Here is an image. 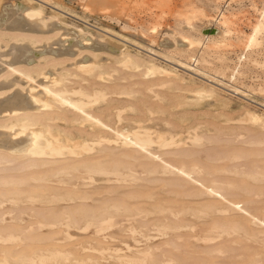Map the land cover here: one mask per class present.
<instances>
[{
    "label": "rangeland",
    "instance_id": "obj_1",
    "mask_svg": "<svg viewBox=\"0 0 264 264\" xmlns=\"http://www.w3.org/2000/svg\"><path fill=\"white\" fill-rule=\"evenodd\" d=\"M23 1L24 0H0V4L5 6L9 4L11 5V3H23ZM32 2V4L42 8L43 10V18L39 16L32 18V21L34 20V24L37 28L33 30H14L7 28L6 25H0V38L2 37V39H0V53H4L0 54V64L7 69L8 65L5 62L10 61L12 58L11 54L8 52L12 44H28L30 47L29 49L32 52L30 55L31 61H29V63H22V68L27 65L25 67V71L27 73L28 70L29 75L30 73L33 74L32 77L34 79H30L20 73L22 70L21 66L19 68V72L15 70L12 71V69L11 71H9L10 69L6 70V72L3 71L0 74V84H12L9 87H0V98H4L16 91H20L22 93L33 91V93H36L37 96L39 95V97L46 100L49 96H47L46 91H44V87H42V84H46L45 81H49L47 84L54 89L56 88L59 90L60 87L64 88L65 90L61 91V88L59 91L64 92L67 96L69 94L70 96L73 95L71 97L75 99L77 97L86 99V96L83 94L85 90V93L93 95L95 94V90L98 91L101 88V90L107 88L108 91H106L109 93L107 94L108 96L106 95L104 98L99 99L96 102L97 104H93L95 101L92 102V105H89L90 107L87 109L91 110L92 113L98 116L102 115L101 117L105 118V120L110 123L112 122L111 124L115 121L114 124L121 127L123 125H125L123 127H129V125H131L130 127L136 125L138 126L137 123H134L136 119L145 120L144 123H146L148 120L147 117H150L151 119H149L148 122L151 123L147 122V124L151 125L155 123L158 125H151V127H153L152 129L155 128V130H159L161 127L160 129L165 131V129L167 130L169 127L171 130L181 131V137L183 134L182 139L186 141L188 138L186 141V143H188L181 145L182 147H176L175 151L178 150L177 152L179 153H173L174 155L171 153L170 155L174 157H170L169 154H163L164 157H170L174 160L180 159V161L182 160L188 163H192L194 160L198 161L205 166L206 171H211L212 174L217 176L215 178L218 179L220 177L222 180L224 178V181H227L225 180L227 178L230 181H234L232 183L235 185L230 184V187L227 188H230L231 191H233L232 188H236V191L238 189L237 197L240 199H244L246 201L251 199L249 202L250 205H253V209H259L261 207V210L264 207V196L259 198L257 195H254V193L258 192L259 189L264 188V182L255 181L248 175V171L250 172V170L252 171L257 169V166L262 165L260 168L264 171V154L261 156L262 151L264 152V145L258 143L259 140L264 138V25L260 26L255 42L250 45L249 41V37L254 32L255 27L259 25L261 20H263L264 0H33ZM215 28H220L221 33L216 34L213 32V29ZM207 34L213 36L207 38L205 36ZM17 38L20 40H17ZM101 44L103 46H101ZM105 45H108L109 48ZM249 46L250 48L248 49ZM125 55L127 56L125 57ZM165 55L189 60L191 63H194L203 69L206 68L211 75L214 74L224 82L232 81L240 88L241 91L234 90L233 88L230 89V87L226 84L221 85L216 80L212 81V78H205V76L203 77L201 74L199 75L193 73L192 70L179 65L177 61L169 59ZM194 55L199 57V61L195 62L191 59V56ZM129 57L139 60V66L129 62L126 63L125 59H128ZM83 63H93L95 71L92 70L94 72H91L90 70V72H87L85 70H79L78 65ZM153 63L167 68L171 71V73L168 74L159 70L150 72L151 70H148L149 65L151 66ZM106 68L109 69V71L111 68L113 71L111 73L113 75ZM237 69L238 73L236 74V77L233 78V71ZM43 71L52 79L45 78ZM103 71H105V73ZM41 72L42 74H40ZM108 73L111 74V77ZM78 84H81V87ZM93 86H97L98 89H93ZM103 86L105 87L103 88ZM146 87L149 90L145 89ZM66 88L71 91H67L68 89L66 90ZM75 88L77 90L73 91ZM129 88L134 91L131 92V95L130 93H124V91H129ZM201 88L204 90L197 92V89ZM91 90L93 92H91ZM114 90L116 92L123 90V92L120 93H123L125 96H119L118 93H114ZM110 92L112 93L110 94ZM158 93L159 95L161 93V95H163L166 99H162V96L161 100H159L160 98L158 97L159 95H157ZM110 99L115 100L118 103L116 104V102L113 101L115 103L114 104ZM106 100H108V102ZM123 100L126 102L124 104H128L127 106H129V108L123 105ZM109 102L112 104H109ZM146 103L148 105H146ZM58 104L57 107L60 106H58ZM118 105L121 106V108L125 106V108H122V114L125 113L123 116L125 120H121L123 123L118 122L117 117L114 115V112L120 108ZM99 107H102L103 110L99 109L102 112L98 110V112L96 111ZM110 107L116 108L112 109ZM39 108L37 107L32 109V112L30 113L33 114L36 112L41 116V113L44 114V111L47 109V111L52 110L53 113L52 111H49L50 113H46L41 117H48L50 114H53L52 116L50 115V117L54 123L52 121H50V123L53 124L57 130L64 131L65 129V131H72L71 133L75 130L74 133L76 134L82 130L81 133L83 135L93 131L89 121H81V111L78 112L79 110L75 109V112L74 108L71 106L68 107L67 105H61V108L59 109H55L53 107ZM64 108L67 110H64ZM107 108H110V110L108 111ZM150 109L153 110L154 113L151 114L149 111ZM161 109L163 110L161 111ZM54 111L55 114L60 111L59 116H63H60L61 118L58 119L57 117L59 116L54 115ZM64 111H66V113ZM76 113L77 115L79 113L80 114L77 116ZM108 114L111 117L113 115L114 118H106L109 117ZM148 114H150V116ZM154 114L156 118L154 117ZM253 115L259 118H252ZM9 117L6 119L0 118V125L3 123H10V120L13 122L17 118L11 116L10 118L12 119H10ZM61 120L64 121L62 122ZM83 124L84 126L81 127ZM197 124L199 128L197 127ZM162 127L164 129H162ZM193 127L195 131H193ZM191 129L193 130L191 131ZM1 130L4 131L5 129L0 126V131ZM76 130L78 132H76ZM187 131L191 133V136L192 133L195 134L198 131L199 133L201 132L203 136L205 135V143L201 145L196 144L199 145L198 147L195 144L192 145L189 143L191 142L189 140L190 133ZM229 136L234 137L231 139ZM214 137H218V140ZM222 139L225 140L223 141ZM241 149L242 151H244L243 149L246 151L243 153L241 152ZM186 150H192L191 152L193 156L186 154L191 153L186 152ZM0 151L6 150H3L0 147ZM235 151L237 152L235 153ZM1 154L3 155L0 156V160L7 156L6 158L9 159V161L4 162L6 164L2 163V165H0V182L2 180L4 181V179H22L24 180L23 184H25V187H23V184H21V187L26 189V192L27 190L29 191L30 189H35L34 186H31L33 184H30V180L32 181V179L29 178L32 175H42L43 177L44 174H48L50 176L51 173L55 174V171L57 172L62 166H68V164L63 165L64 159L59 157H56L57 159L52 158L49 160L48 158L51 157L45 156L46 160H31L30 157L27 156L28 158H26L23 156V158L21 157L22 160L20 157L18 160L17 156L20 155L17 153L8 154L6 151L0 152V155ZM233 154L242 155L243 158L239 155L238 157L240 158H236ZM257 154L259 156H257ZM10 156H12V158ZM189 157L191 158L189 159ZM218 157L222 158V160H219ZM232 157L234 159H232ZM106 158L110 159V155ZM13 159H17V162ZM118 159L119 156H115L113 159H110L111 164L114 165L115 162L117 163ZM26 161H36L38 168H36L37 166L35 165L37 164H35L31 169V166L26 169L25 167L27 165H31L30 162L25 166ZM123 161L125 164L131 162L129 159H123ZM133 162L136 163L135 161H132V163ZM231 162H237V164ZM17 163H22L24 166L22 164L18 166ZM241 163H243V165L245 163V166H240L239 164ZM4 165L5 167H3ZM207 165L208 168L206 167ZM15 166H17V168H15ZM22 167L25 169L20 171ZM225 167L230 170L233 168V170H224L218 173L220 169ZM216 169H218V172ZM237 170L239 172H235ZM63 172L64 171L60 172V175L61 178L65 176L63 179L67 181H65V183L59 180L60 175H58V179L55 178L57 177L56 175L55 177L53 176L54 178L52 177V179L50 176V179L48 178L49 180L44 179L45 181H33L32 183H35L34 185L36 186L38 185L39 190L42 191H54L56 189L60 192L74 190L86 191L89 193L91 198L84 200L77 199L53 202L22 201L15 205L14 203L8 202L3 206H0V211L2 210V213L3 211H8L10 208L21 209H16L13 211L14 213L11 212L12 214L10 212H4L3 214L0 213V216L3 217V220L2 217H0V228H15L16 231L22 235L24 234L23 236L27 239L26 241L30 243L33 242L37 245V248L39 247L40 249L54 248L55 246H58L57 248L60 247L61 249L66 247L63 250L70 253L68 260L55 262L54 264H80L81 262L77 260L80 258L86 259V262L90 264H119L120 260L124 261L125 256L136 255L138 250L143 249L148 242L151 244L155 243L156 245L158 243L159 245L160 243H164L163 241L165 240L168 241L167 238H170L172 241L176 239L174 242H180L179 244L182 243L180 246L183 247L184 251L174 249L173 252L178 253L180 260L183 262L188 263L189 261L188 264H209L215 260L220 262L218 264H233L234 262V264H248V260L250 258L249 252H251L250 250L248 251V249H253V246H256L255 243L249 240L246 242V240L239 236L238 239L243 241L236 246L237 250L233 249V252L230 253L229 251V254L226 253L215 258L212 257V254H208L203 251L209 247L212 248V243L196 241L193 237L194 231H190V229L177 231L178 233L175 231L174 233L170 232V234L163 236L158 235L156 238L147 242L143 234L139 233V235L135 233H128L131 232L129 230L130 226H132V224H138V220H132L134 217H131V215L129 216V214L126 213H120L123 215L120 216L119 214V216L115 218V224L113 226L100 232L95 231L93 226L84 232V229L76 226H68V229L65 222L67 223V221H70L71 217H73V220L80 223L78 226H83V219H81V215L78 212H81L83 218L84 212H101L106 205L109 203L112 204L113 202H122L130 205H143L146 208H151L153 204L158 205L166 203V201H162L166 199L169 201V205H195L197 202L191 200H196L198 196H191L192 194L189 190H198L199 186H193L198 184L192 182L186 183L188 180L185 177H174L171 179V175L160 178L155 174H151L150 176L148 175L149 177L147 175H142L138 184L136 182L125 184L114 179L107 180V176L104 175H96V181L94 180L95 182H93L89 179L83 180V177L78 179L81 174H77L76 172H69L70 174L72 173L71 175L69 173L63 175ZM48 175L45 176V178L48 177ZM69 178L71 182L69 181ZM147 178H150V180H146ZM206 179H209V177ZM246 179L247 181H245ZM72 181L75 183L73 184L74 186L72 184H67L68 182L72 183ZM25 182H29L27 184L30 186H26ZM83 182L86 183V186ZM259 184L262 187H260ZM250 185L251 187L255 186L253 187V194L250 191L253 189H250ZM9 186L11 187L12 184L3 183L0 184V189H8ZM237 186L241 188V190L237 188ZM244 186L246 188L245 192L243 191L245 189ZM194 187H197V189ZM256 187H259L258 190ZM186 189H188L187 193L184 192ZM139 193L143 196H139ZM145 193L149 194L150 197L146 198L147 196ZM250 195L255 198H249ZM175 200H179V202ZM82 209L85 211L83 212ZM17 210L20 211L18 212ZM65 211L70 213L69 215L71 216L68 217L69 215L67 214V218L65 217V219L62 220L64 223L60 221L61 225L59 222L54 226H44L40 228L37 219L44 218L51 220L57 216L62 218L63 215L66 216V214H63ZM6 213L8 214L6 215ZM243 213L245 212L238 211L236 218L242 221L243 224L251 227L248 225L249 223H247L248 215ZM160 214H154L153 216L151 215V217L162 218L163 216ZM219 214L221 213H213V215L198 219V224L201 222L198 228H205L207 223L212 222L213 219L222 220L219 219V217H222L221 215L223 214ZM39 215H41L42 218ZM127 215L131 218L129 219ZM136 217L139 219V216ZM182 217L184 220H195L193 217ZM68 218L70 220H68ZM79 219L82 221L79 222ZM125 228L127 230H125ZM80 230H82V232ZM67 234H69V236ZM179 234L183 237L177 236ZM50 235L51 237L55 236L53 237V240L47 239L51 238L49 237ZM71 236L75 237L72 238ZM36 238L38 239L36 240ZM40 238L41 240H39ZM141 239H144V241ZM195 243L197 244V247L193 245ZM248 243L252 248H249ZM164 244L163 248H171L170 245ZM218 244H226V241L220 242L219 240ZM241 244H243L241 248L238 247ZM103 249L106 251H103ZM191 250H195L196 253L194 254V251L192 252ZM238 251H245V254H247L248 251L249 256L245 254H243V256H236V252ZM157 253H161V250L158 249ZM76 254H79V256ZM122 256L123 258L120 259ZM103 259L105 261H103ZM97 260H99V263ZM101 260L102 262H100ZM129 264L135 263L131 262Z\"/></svg>",
    "mask_w": 264,
    "mask_h": 264
},
{
    "label": "bare ground",
    "instance_id": "obj_2",
    "mask_svg": "<svg viewBox=\"0 0 264 264\" xmlns=\"http://www.w3.org/2000/svg\"><path fill=\"white\" fill-rule=\"evenodd\" d=\"M32 1L31 0H24L23 3H20V2L16 3V4L11 3V5L9 4V5H5V6H2V4H0V10H1L0 11V25H6L7 28L14 29V30H26V29L33 30V29L37 28L34 24V20L32 21V18H35L37 16L42 17L43 16V10H42V8L32 4L33 3ZM55 25L57 26L56 23H55ZM261 25H264V15H263V20H261L259 22V25H257L255 27L254 32L249 37L250 45L255 42ZM213 32H215L216 34H220L221 30H220V28H215V29H213ZM205 36L207 38H209L213 35L207 34ZM0 39H2V37ZM17 40H20V39L17 38ZM98 46H100V45H98ZM101 46H103V45L101 44ZM105 46L109 48L108 45H105ZM29 48L30 47L28 44L27 45L12 44L9 48V51H8L9 54H11L12 58L10 61L5 62L8 65L7 69L4 66H2V64H0V74L3 71L6 72V70H9V69H10L9 71H11V69H12V71L15 70V71L19 72L20 71L19 68L21 66L22 70L20 71V73H22L23 75H25L26 77H28L30 79H34L32 77L33 74H31V73H30V75L28 74L29 73L28 70L26 73L25 67L27 65L22 68V65H23L22 63H29V61H31L30 55L32 52ZM249 48H250V46L248 47V49ZM0 54H4V53H0ZM127 55H125V57ZM169 55H165V56H167L169 59H174L175 61H177V63H179V65H181L183 67H187L188 69L192 70L193 73H196L199 75L201 74V75H203V77L205 76V78H212V81L216 80L221 85L222 84L228 85V87H230V89L233 88L234 90L241 91L240 88L237 85H235L232 81L224 82L222 79H219L214 74H213L214 76L211 75V73L208 70H206V68L203 69V68L199 67L198 65L191 63L189 60H183V59L175 58L174 56H169ZM191 59L194 60L195 62L199 61V57L197 55L191 56ZM125 61H126V63L129 62V63H133L134 65H138V66L140 64L139 60H137L136 58L134 59L132 57H129L128 59L126 58ZM100 66H102V65H100ZM78 67H79V70L81 69V70H85L87 72L88 71L90 72V70H91V72L95 71V69H94L95 66L93 65V63L92 64L91 63L90 64L89 63L88 64L83 63V64L78 65ZM92 70H94V71H92ZM107 70L109 71V69H107ZM148 70L149 71L151 70L150 72H152V71L154 72V71L159 70V71L164 72V73H168V74L171 73V71L168 70L167 68L158 66L155 63H153L151 66L149 65ZM103 72L105 73V71H103ZM109 72L110 73L113 72L111 70V68H110ZM237 73H238V69L234 70L232 77L235 78ZM40 74H42V72ZM111 74H109V76ZM43 75L47 79H52L51 77H49V75L44 73V71H43ZM72 75H73V73H72ZM77 75H79V74H77ZM105 75H107V74H105ZM75 76H76V74H75ZM147 76H149V75H147ZM91 79H93V78H91ZM47 82H49V81H47ZM47 82L45 81L46 84H42V87H44V89H45L44 91H46L47 96H49L48 98H46V100L44 98L39 97V95L37 96V94L33 93V91H29L28 93H22L20 91H16L15 93H12V94L4 97V98H0V118L6 119L9 116L10 117L11 116L17 117L16 120L13 122H12V120H10V123H3L0 125L1 127H3L5 129L4 131H2V130L0 131V147L3 150L5 149L8 152V154L17 153L18 155H20V156H17L18 158L16 157L18 160H19V157L21 159V157L23 158V156L26 158L30 157L31 160H36V159L46 160L45 156L51 157V158H48L49 160H51L52 158L57 159L56 157H59V158L64 159L63 165L68 164V166H66V165L62 166L61 169L59 168L57 172L55 171V174L49 173L51 177L48 174H46V175L44 174L43 177H42V175L41 176L40 175H32L30 178L28 176L29 179H32V181L30 180V182H31L30 184H33L31 186H34L35 189H30L29 191L27 190V192H26V189H23L21 187V184H23V182H24V180H22V179H15V178L13 179L12 178L10 180L9 179L8 180L4 179V181L2 180L0 182V184H3V183L12 184V186L11 187L9 186L8 189H0V206H3L5 203H8V202L14 203V205H15V204H18L19 202H22V201H25V202H35V201L53 202V201H64V200L68 201V200H77V199H81V200L83 199L84 200V199L91 198L89 193L86 191H80V190L75 191L74 190V191L60 192V191H57V189L54 191H42V190H39L38 185L36 186V185H34L35 183H32L33 181H43L44 179L49 180L50 178L52 179V177L53 176L55 177L56 175H57V177H55V178L58 179V175H60V172H62V171L65 172V173L63 172V175H65L66 173H69L71 171L76 172L77 174H81L79 176V178L77 176L78 179H81L80 177H83L84 178L83 180L89 179V180L95 182L96 181L95 180L96 175H102V176L104 175V176H107V178H106L107 180L114 179L118 182H123L125 184H131V183H135V182L138 184L142 178L141 177L142 175H147V176L149 175L150 176L151 174H155L159 178L163 177V176L166 177V176L171 175L170 176L171 179L174 177H176V178L177 177H185L188 180L186 183L192 182V183L198 184V185H193V186H199L198 190H195V191L189 190L192 194L191 196H193V195L198 196V198L196 200H191V201L197 202L195 205L194 204H192V205L191 204H185V205L181 204L180 206L169 205L168 204L169 201H167L166 199L162 200V201H166V203L158 204V205L153 204V206H151V208H146L143 205H136L135 202H134L135 205L124 204L122 202H116V203L111 202L112 204L109 203L108 205H106L103 208V210L101 212H98V213H94V212L86 213V212H84L85 210L82 209L84 212L83 218H82L81 212H78L81 215V219H83V226H78V224H80V223L73 220V217H71V220L68 218V220H70V221H67V223L65 222V224L67 225V227L68 226H74V227L76 226V227L82 228V229H84L83 232L93 226L95 228V231L100 232L102 230L108 229L111 226H113L115 224V218L117 216H119L120 213H123V214L126 213V214H129V216L131 215V217H134L132 220H136V221L138 220L137 221L138 224H132V226H130V229L128 228L131 231L128 233L129 234H131V233L143 234V236L146 238L147 242L156 238L158 235L163 236V235L170 234V232L174 233V231L177 232V231L184 230V229H190V231H192V230L194 231V234L193 233L192 234H193V237L195 238L196 241H198V242L204 241L205 243L206 242L212 243L211 244L212 248L209 247L207 249H204V250L202 249V250L205 251V253L212 254V257L216 258L220 255H224V254L228 253L229 251H230V253L233 252V249L237 250L236 246L239 245L240 243H242V241H243V240L238 239V237L240 236L244 240H246V242H248L247 240H249V241L256 244V246L252 245L253 249H248V251L249 250L251 251V252H249L250 258L248 260L249 261L248 264H264V207L261 210H260L261 207L259 209H253V207H252L253 205H250V202H249V201H251V199L246 201L244 199H240L237 197L238 196V189L236 191V188L231 187L233 189V191H231L230 188H229L230 189V191H229V189L227 187H230V184H233L232 182H234V181H230L227 178L225 179L227 181H224V178H223V180L220 177L218 179L215 178L217 176L212 174L211 171L210 172L206 171V168L202 163L195 161V160L192 163H188L186 161H182V160L180 161V159L174 160V159L170 158V157H174V156H170L171 153L172 154L173 153H179V152H177L178 150L175 151L176 147H179L181 145H185L188 143V142L186 143L188 138L186 141L184 139H182L183 134L181 137V131H179V130L174 131L173 129L171 130V128H169V127L167 128V130L165 129V131L161 130L160 129L161 127L159 128V130H157V129L155 130V128L152 129L153 127H151V125H157V124L154 123V124L148 125L147 122L149 119H151L150 117L149 118L147 117L148 120L145 118L147 120L146 123H144L145 120L136 119L134 123L138 124V126L136 125L137 127L136 126L130 127L131 125H129V127H123L125 125H123L121 127L117 124H114L115 121L113 122V124H114L113 125V124H111L112 122L110 123V122L106 121L105 118L101 117L102 115L98 116V115L92 113L91 110L87 109L92 105V102L95 101V103H93V104H97L96 102L99 99L104 98L107 94H109L107 92L108 91L107 88H105L104 90H101L102 88L101 89L99 88L100 90H98V91L95 90L96 92L94 91L95 94H93V95H91L89 93H85L86 92V90H85V92L83 94L86 96L87 100L85 98H78V97L75 99V98L71 97L73 95L70 96V94L68 92H67L69 94L68 96L64 92H61V91L65 90L64 88H62V87H60V89L58 88L59 90H61V88H62V90L59 91L56 88L54 89V88L50 87L47 84ZM1 84H0V87L1 86L2 87H9L12 83L11 84L10 83H1ZM51 84H52V82H51ZM78 85H80V87H81V84H78ZM127 85H128V83H127ZM104 87L105 86H103V88ZM137 87H139V86H137ZM94 88L98 89L97 86L96 87L93 86V89ZM134 88H136V87H134ZM67 89L68 88H66V90ZM145 89H148V88L146 87ZM75 90H77V89L75 88L73 91H75ZM92 90H91V92H93ZM131 90L132 89L129 88V91L128 90L124 91V93H130V95H131V92H134L133 90L132 91ZM202 90H204V89H202V88L197 89V92L202 91ZM67 91H71V90L68 89ZM112 92H110V94ZM120 92H123V90L122 91L120 90ZM120 92H116L114 90V93H118L119 96H125V95H123V93H120ZM134 94H136V93H134ZM157 95H159V93ZM162 96L163 95H161V93H160V95L158 96L160 99L159 98L158 99L161 100ZM163 97H162V99H166L165 97L164 98ZM114 99H115V97H114ZM123 99H126V98H123ZM115 100H111L112 103L117 101V100L116 101ZM175 100H176V98H175ZM106 101L108 102V100H106ZM162 101H164V100H162ZM112 103L109 102V104H112ZM117 103L118 102H116V104ZM119 103H122V102H119ZM124 103H126V102L124 101L123 105H125ZM57 104H58V106L59 105L60 106L57 107ZM61 105L62 106L67 105L68 107L71 106L74 108V110L75 109L79 110L78 112L81 111V118H82L81 121L82 120L89 121L91 124V127L93 128V131H91V133L86 132L87 134L83 135L81 133L82 130H80V129H79L80 130L79 132L81 134L77 130H76V132H78L77 134L74 133L75 130L73 131V133H71L72 131L69 132L68 130H67L68 131L67 132V131H65V129H64V131L57 130V128H55L53 126V124L50 123V121H52L54 123V121L51 120L52 119L50 117L51 114L48 117H44V116L41 117L42 115H44L46 113H50L49 111H52V110L47 111L48 110L47 109L46 111H44L45 112L44 114L41 113V116H40V114L38 115V113H36V112L33 114L30 113V112H32V109L37 108V107L38 108L39 107H49V108L53 107L55 109H57V108L59 109V108H61ZM127 105H125V106H127ZM146 105H148V104L146 103ZM125 106H123V107L125 108ZM119 107L120 108H118L117 111L114 112L115 113L114 115H115V117H117L118 122H121V120L124 119L123 116L125 113L122 114V112H123L122 108L123 107L122 108H121V106H119ZM132 107H134V106H132ZM65 108H67V107H65ZM65 108H64V110H67ZM110 108L113 109L116 107H110ZM110 108L109 109L107 108L108 111L110 110ZM127 108H129V106H127ZM99 109H102V107L97 108L96 111L97 110L100 111ZM107 109H106V111H107ZM135 109H134V111H135ZM76 110H75V112H76ZM162 110L163 109H161V111ZM149 111L151 114L154 113V111L151 109ZM64 112L66 113V111H64ZM100 112H102V111H100ZM52 113H53V111H52ZM163 113H165V112H163ZM57 114H55V111H54V115H56V116H59L60 111ZM76 115H77V113H76ZM137 115H139V114H137ZM148 115L150 116V114H148ZM60 116L57 118L59 119L63 115L61 117ZM108 116H109V114H108ZM110 117L111 116L106 117V118L110 119ZM154 117H155V114H154ZM254 117H257V116L253 115L252 118H254ZM111 118H114V116L112 115ZM257 118H259V117H257ZM10 119H12V118H10ZM75 120H76V118H75ZM133 121H134V119H133ZM7 122H9V121H7ZM78 122H80V121H78ZM121 123H123V122H121ZM148 123H151V122H148ZM84 124L81 125V127L84 126ZM202 124H204V123H202ZM197 127H198V124H197ZM172 128H173V126H172ZM162 129H164V128L162 127ZM168 129H170V130H168ZM189 129H190V127H189ZM193 129H194V127H193ZM193 129H191V131ZM202 129H204V128H202ZM90 130H88V131H90ZM193 131H195V129ZM188 133H190V132H188ZM189 136H190L189 140L191 141L189 143H191L192 145L193 144L201 145V144L205 143V140H204L205 135L203 136V134L201 132L199 133V131L195 134L192 133V136L190 133ZM229 137H231V136H229ZM233 137H231V139ZM214 138H216V137H214ZM252 141H254V140H252ZM240 142H241V140H240ZM217 143H218V141H217ZM258 143L264 145V138L259 140ZM199 145H196V146L198 147ZM189 150H186V152L192 151V150L191 151H189ZM243 150L246 151L245 149H243ZM6 151H0V152H6ZM244 151H242V149H241V152L244 153ZM236 152L237 151H235V153ZM248 152H249V150H248ZM181 153H182V151H181ZM163 154H169L170 157L169 158L166 156L164 157ZM186 154H188L189 156H193L192 152L190 153L191 155L189 153H186ZM258 154H259V151H258ZM258 154H257V156H259ZM263 154H264V152L262 151L261 156ZM2 155L3 154H1L0 156H2ZM108 155H110V159H113V157H115V156H119L118 162L117 163L115 162L114 165L111 164L110 159L106 158ZM234 155L236 158H240V157H238L239 154H233V156ZM248 155H249V153H248ZM239 156L242 157V155H239ZM6 157H4V158L2 157L3 159L1 158L2 160H0V163H1L0 165H2V163L6 164L4 162L9 161V159H7ZM10 157L12 158V156H10ZM190 158L191 157H189V159ZM218 158H219V160L220 159L222 160V158H220V157H218ZM17 159H13V160H15L17 162ZM123 159H129V161H131V162H128L127 164H125ZM175 159H176V157H175ZM232 159H234V158L232 157ZM132 161H135L136 163H134V162L132 163ZM230 161H232V160H230ZM234 162H231V163H234ZM237 162L234 164H237ZM29 163L31 165H27ZM9 164H10V162H9ZM11 164H12V162H11ZM17 164H14V165H17ZM21 164L22 163H19L18 166ZM35 164H37L36 161L35 162L26 161L25 166L26 165L27 166L25 168L27 169L31 166L30 167V169H31ZM7 165H8V163H7ZM239 165L245 166V163H244V165H243V163H241ZM35 166H37L36 168H38V164ZM46 166H48V165H46ZM261 166H257L258 167L257 169L252 170V171L250 170V172L248 171V175L255 181L264 182L263 181L264 171L260 168ZM3 167H5V165ZM206 167L208 168V165ZM15 168H17V166H15ZM25 168H23V167H22V169L20 168L21 169L20 171L24 170ZM217 170L218 169H216V171ZM224 170L231 171V170H233V168L230 170V169L225 167L223 169H220L219 172L218 171L217 172L220 173L221 171H224ZM235 172H239V171L237 170ZM222 173H224V172H222ZM245 174H247V173H245ZM47 175H48V177L45 178V176H47ZM207 177H209V179H206ZM26 178H27V176H26ZM64 178H65V176L63 178H61V175H60L59 180L61 182L65 183L66 180H63ZM146 180L149 181L150 178H147ZM69 181H70V178H69ZM75 181H76V179H75ZM245 181H247V179ZM255 181H253V182H255ZM70 182H68L67 184H72V185L75 184V183H73V181H72V183H70ZM27 183H29V182H27ZM27 183H26V186L29 185ZM39 183H41V182H39ZM83 184H85V186H86V183L83 182ZM236 184H237V182H236ZM88 185H90V184H88ZM233 185H235V184H233ZM259 186H260V184H259ZM23 187H25V184H23ZM179 187H181V186H179ZM240 187H242V186H240ZM248 187H249V184H248ZM253 187H255V186H253ZM253 187H251V185H250V189H252ZM260 187H262V186H260ZM194 188L197 189V187H194ZM237 188H239V187L237 186ZM244 188H245V186H244ZM258 188L256 187L257 190H258ZM239 189L241 190V188H239ZM253 190H254V188L252 190H250L252 194L254 193ZM187 191H188V189H186L184 192L187 193ZM243 191L245 192L246 188ZM145 194L147 196V197L145 196L146 198L150 197L149 194H147V193H145ZM254 195H257L259 198L263 197L264 196V188L259 189L258 192L254 193ZM139 196H141L140 193H139ZM250 197L252 198L254 196L250 195L249 198ZM175 201L179 202V200H175ZM180 203H183V202H180ZM184 203H185V201H184ZM11 206H12V204H11ZM31 206H33V205H31ZM16 209H20V208H16ZM16 209L10 208V209H8V211H3V213L4 212H10L11 213V212L15 211ZM20 210H17V211L19 212ZM26 211H29V210H26ZM238 211L239 212H245L246 215H248V222L247 223H249L248 225H250L251 227L243 224L242 221H240L239 219L236 218ZM21 212H23V211H21ZM0 213H2V210L0 211ZM213 213L223 214V215L219 214L222 216V217H219V219H222V220H214L213 219L212 222L207 223L206 226L204 225L205 228H203V229L198 228L199 224L201 222L198 224L197 220L202 218V217H208L210 215H213ZM245 213H243V214H245ZM7 214L8 213H6V215ZM63 214H66V216L63 215L62 218L57 216L51 220L44 219V218L43 219H37V221L40 225V228H42L44 226H52V225L54 226L55 224H58L60 221L62 222V220L65 219V217L67 218V216L70 213L65 211ZM123 214H120V216ZM154 214L155 215L160 214L163 217L162 218L151 217V215L153 216ZM39 216L42 218L41 215H39ZM70 216L71 215H69L68 217H70ZM129 216L127 215V217H129ZM136 216H139V219H137ZM182 216L193 217V218H195V220H191V219H185L184 220V218ZM0 217H2V216H0ZM131 217H129V219ZM81 219H79L80 220L79 222L82 221ZM216 219H218V218H216ZM2 220H3V217H2ZM61 222H60V225H61ZM62 223H64V221ZM202 226H203V224H202ZM30 228H31V226H30ZM68 229H69V227H68ZM120 229H122V228H120ZM125 230H127V229L125 228ZM80 231L82 232V230H80ZM153 232H156V233H153ZM23 235L21 233H19L18 231H16L15 228H13V229L12 228H5V229L0 228V264H54L55 262L68 260L70 253L63 250L66 247L61 249L60 247L57 248L58 246H55L54 248L51 246L52 248L40 249L39 247L37 248V245L34 244L33 242L30 243V242L26 241L27 239H25V236H23ZM67 235L69 236V234H67ZM177 236L183 237L181 234H179ZM49 237H51V235ZM53 237H55V236H52L51 238H47V239L53 240ZM74 237L75 236H73L72 238H74ZM188 238H190V237H188ZM37 239L38 238H36V240ZM44 239H42V240H44ZM47 239H46V241H47ZM167 239H168V241L165 240L163 242L167 245H170L171 246L170 249L163 248L164 243H160L159 245L157 243V245H156L155 243L151 244L148 242L146 244V246H144L143 249L138 250L136 255L125 256L124 261L120 260L119 264H129L131 262H134L135 264H188L189 261H188V263L183 262L182 260H180L179 254L173 252L174 249H177L179 251H184L183 247L180 246L182 243L179 244L180 243L179 241H177L179 243L174 242V241H176V239L173 241L170 240V238H167ZM39 240H41V238ZM141 240L144 241V239H141ZM219 240H220V242L226 241V244H218ZM184 241H186V240H184ZM243 244H241L238 247L241 248V246ZM193 245L197 247L196 243ZM213 245H216V246H213ZM246 245H247V243H246ZM248 246H249V248L251 247V245H249V243H248ZM46 247H48V246H46ZM158 249L161 250V253H157ZM104 250L105 249H103V251ZM195 250H193L194 254L196 253ZM239 250H241V249H239ZM248 251H247V254H245L246 253L245 251L244 252L238 251V252H236V256H243V254L248 255ZM97 252H99V251H97ZM71 254H72V252H71ZM76 255L79 256V254H76ZM88 257H90V256H88ZM97 258H99V257H97ZM122 258H123V256L120 257V259H122ZM242 259H244V258H242ZM77 260H79L81 262L80 264H90V263L86 262V259L80 258ZM88 260H90V259H88ZM91 260H93V259H91ZM103 261H105V260L103 259ZM217 261L215 260L214 262H211L209 264L220 263ZM237 261H239V260H237ZM97 262L99 263V260H97ZM100 262H102V260ZM190 262H191V260H190ZM241 262H243V261H241ZM203 263H205V262H203ZM243 263H245V262H243ZM111 264H117V263H111Z\"/></svg>",
    "mask_w": 264,
    "mask_h": 264
}]
</instances>
